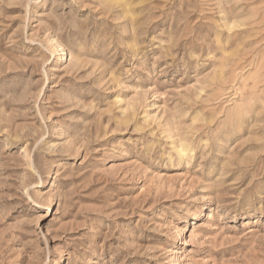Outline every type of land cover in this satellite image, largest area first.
Wrapping results in <instances>:
<instances>
[{
	"label": "rangeland",
	"instance_id": "1",
	"mask_svg": "<svg viewBox=\"0 0 264 264\" xmlns=\"http://www.w3.org/2000/svg\"><path fill=\"white\" fill-rule=\"evenodd\" d=\"M0 264H264V0H0Z\"/></svg>",
	"mask_w": 264,
	"mask_h": 264
},
{
	"label": "bare ground",
	"instance_id": "2",
	"mask_svg": "<svg viewBox=\"0 0 264 264\" xmlns=\"http://www.w3.org/2000/svg\"><path fill=\"white\" fill-rule=\"evenodd\" d=\"M63 55H64V52H63Z\"/></svg>",
	"mask_w": 264,
	"mask_h": 264
}]
</instances>
